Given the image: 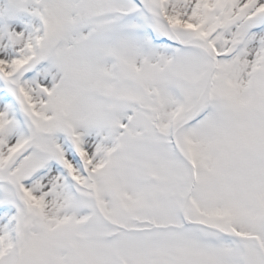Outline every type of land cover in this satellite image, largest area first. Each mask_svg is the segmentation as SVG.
I'll list each match as a JSON object with an SVG mask.
<instances>
[{
  "label": "snow or ice",
  "instance_id": "1",
  "mask_svg": "<svg viewBox=\"0 0 264 264\" xmlns=\"http://www.w3.org/2000/svg\"><path fill=\"white\" fill-rule=\"evenodd\" d=\"M0 264H264V0H0Z\"/></svg>",
  "mask_w": 264,
  "mask_h": 264
}]
</instances>
